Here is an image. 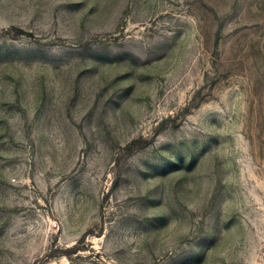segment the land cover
Here are the masks:
<instances>
[{
    "label": "rangeland",
    "instance_id": "rangeland-1",
    "mask_svg": "<svg viewBox=\"0 0 264 264\" xmlns=\"http://www.w3.org/2000/svg\"><path fill=\"white\" fill-rule=\"evenodd\" d=\"M0 264H264V0H0Z\"/></svg>",
    "mask_w": 264,
    "mask_h": 264
}]
</instances>
